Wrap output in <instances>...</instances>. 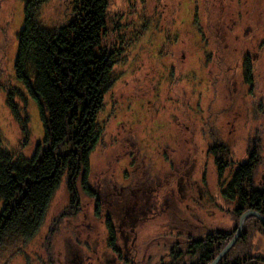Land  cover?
<instances>
[{
	"label": "rangeland",
	"instance_id": "374dc122",
	"mask_svg": "<svg viewBox=\"0 0 264 264\" xmlns=\"http://www.w3.org/2000/svg\"><path fill=\"white\" fill-rule=\"evenodd\" d=\"M25 2L0 0V140L6 151L30 159L44 140V129L36 102L14 73L17 36L25 23ZM75 5L76 0H50L40 11L41 26L48 30L61 26L64 6L73 12ZM207 6L208 13L204 0H109L101 47L116 51L127 49L131 43L125 55L124 74L115 77L97 117L104 135L92 153L89 185L93 190L98 187L104 199L99 202L100 218L93 213L95 202L80 192L77 215L64 218L50 233L69 205L65 177L39 234L23 253L10 252L0 264H194L198 256L189 251L192 243L205 238L214 240L218 233L231 238L236 235L241 219L233 212L237 202L224 194L233 173L251 155L254 142L260 144L261 150L254 185L264 190V47L257 61L252 93L243 81L245 55L264 44V0H232L222 27L215 20L216 0H208ZM215 36L216 43L212 41ZM184 45L187 52H183ZM163 52H173L174 62L162 57ZM182 53L184 65L180 64ZM207 54H211L208 68ZM174 66L176 76L191 95L188 112L195 121L188 120L191 128L198 126L212 98L229 112L224 130L227 134L231 131L228 156L233 165L220 178L207 146L204 148L199 136L190 131L185 133L187 144L180 140L172 152H158L162 138L173 135L174 130L172 113L176 111L169 99ZM15 88L23 94L22 98L14 90L15 102L22 116L25 113L29 117L28 142L24 146L20 123L6 104L7 94ZM173 93L180 103H185L181 88ZM158 99L162 108L151 118L149 104ZM182 109L179 115L186 114ZM137 138L142 150L136 145ZM163 153L169 163L164 161ZM138 187L153 194L148 207H154L155 212L135 227L133 236L125 240L124 250L118 210L131 204V192ZM162 201L170 206L166 205V214L156 215ZM170 209L175 212L168 213ZM250 213L241 232L246 234L247 242L238 243L239 237L224 252L231 255L229 263L249 258V264L262 263L264 222L261 226L257 215ZM107 217L116 230L115 248L121 261L108 243L104 226Z\"/></svg>",
	"mask_w": 264,
	"mask_h": 264
},
{
	"label": "trees",
	"instance_id": "16d2710c",
	"mask_svg": "<svg viewBox=\"0 0 264 264\" xmlns=\"http://www.w3.org/2000/svg\"><path fill=\"white\" fill-rule=\"evenodd\" d=\"M49 1L26 0L24 28L17 36L15 77L26 94L37 104L44 129V140L30 159L6 151L0 140V261L10 252L11 255L23 253L25 246L39 234L52 199L65 177H67L69 205L60 213L55 221L56 226H52L50 233L56 230L64 218L77 215L81 208L80 192L95 202L93 213L97 218H100L99 202L104 200L99 188L93 190L89 185L92 153L104 135V127L98 123L97 117L103 108L104 95L110 90L115 77L117 74H124L125 55L128 54L131 42L127 45V49L122 50L119 48L116 51L104 50L101 47L102 39L106 35L109 0H76L77 12L75 6L73 12H69L64 6L65 11L62 12L64 23L48 30L41 26L39 17L41 9ZM204 1L208 13V0ZM231 2L232 0H216L218 10L215 20L221 27L231 10ZM216 39L215 36L212 41L216 43ZM203 40L207 41L205 36ZM183 47V52H187L186 45ZM263 47V43L259 44L256 50L245 55L243 61V81L248 85L250 93L254 90L257 61L263 52ZM163 53L162 57L174 62L173 52ZM205 58L208 68L211 54H207ZM184 63L185 54L182 53L180 64L184 65ZM170 82L172 86L169 99L176 111L172 113L174 130L173 135L162 138L159 154L172 152L173 145L175 143L179 145L180 140L187 144L185 133L190 131L191 134L199 136L204 148L207 146L206 150L216 165L218 178L222 177L225 169L230 167V164L233 165L228 156L231 131L227 134L224 130L227 128L229 112L220 108L217 100L212 98L208 101L204 117L200 122L198 121V126L191 128L187 124L188 120L195 122L191 120L188 112L191 95L176 76L175 66L170 72ZM178 87L186 96L184 104L180 103L173 93ZM14 90L23 98L20 89L15 88L7 94L6 104L20 123L25 135L24 146L28 142L29 117L25 113L22 116L21 108L15 102ZM155 103L159 105L155 107ZM149 108L150 117L155 118L162 108V102L159 99L154 103L150 102ZM181 109L187 115H179ZM228 110L231 111L232 108ZM138 138L135 141L140 147ZM259 150L260 144L254 142L253 149L250 150L251 155L246 162L238 166L227 184V192L224 195L227 199L237 202V208L233 212L238 219L245 211L250 210L264 216V190L256 189L254 185V175L260 164L261 150ZM144 154L147 155L145 152ZM163 157L165 162H170L167 154L163 153ZM150 163L152 162L149 161ZM137 189L144 193L141 196L137 193L130 205H125L119 210L117 208L118 214L121 213L119 232L125 240L133 236L138 224L155 212L154 207H148V204L152 203L153 194L143 187ZM136 190L134 192H137ZM155 196L158 198L157 195ZM161 204L162 208L159 212L157 209L156 215L166 214L164 212L166 205L170 206L169 203L165 204V201ZM142 205L146 211L143 216L138 215V219H141L136 222L137 215H135L130 222L125 223L124 211L128 208L139 210ZM170 212L175 211L170 209L168 213ZM260 225L263 226L261 222ZM104 226L109 237V246L113 252H117L116 230L108 217L104 220ZM215 237L214 240L206 241L205 238L191 244L189 251L192 250L194 256H198L194 264L212 263L232 239L225 233H218ZM125 240L123 241L126 246ZM247 240L243 232L238 243L245 244ZM125 253L124 251L123 256ZM228 253L218 264H249L248 260L251 259L229 263L231 255ZM118 260H122L120 255ZM260 261L264 264V258H260Z\"/></svg>",
	"mask_w": 264,
	"mask_h": 264
},
{
	"label": "water",
	"instance_id": "95a60500",
	"mask_svg": "<svg viewBox=\"0 0 264 264\" xmlns=\"http://www.w3.org/2000/svg\"><path fill=\"white\" fill-rule=\"evenodd\" d=\"M250 212L254 213L255 215H257V217H259L262 221L264 219V216H262L261 214H259L258 212H255L253 210H250V211H247L240 219V222H239V227L237 229V232H236V235L232 238V240L225 246V248L221 251V253L218 255V257L211 263V264H215V262L217 260H221L225 255L226 253L224 254V252L231 246V244L236 240L238 239L240 236H241V232H242V229H243V225H244V219L249 215L251 214ZM249 213V214H248ZM264 222V221H263ZM230 249V248H229ZM228 253V251H227ZM217 264V263H216Z\"/></svg>",
	"mask_w": 264,
	"mask_h": 264
},
{
	"label": "bare ground",
	"instance_id": "6f19581e",
	"mask_svg": "<svg viewBox=\"0 0 264 264\" xmlns=\"http://www.w3.org/2000/svg\"><path fill=\"white\" fill-rule=\"evenodd\" d=\"M132 196H133V198H136V194L135 193H132ZM145 211H146V209H145L144 205L140 206V209L139 210H136L135 208H128V209H126V211H124L125 223H126V221L127 222H130V219L133 216H135V215H137L136 216V222H137L139 219H141V218L138 219V215L139 214L142 215ZM255 217H257V216H255ZM257 218L260 220L261 224L263 225V221L259 217H257ZM123 240H125V239L123 238Z\"/></svg>",
	"mask_w": 264,
	"mask_h": 264
},
{
	"label": "flooded vegetation",
	"instance_id": "af4514ba",
	"mask_svg": "<svg viewBox=\"0 0 264 264\" xmlns=\"http://www.w3.org/2000/svg\"><path fill=\"white\" fill-rule=\"evenodd\" d=\"M140 189H141V188H140ZM136 191H137V192L132 191L131 194H132V193H135V194L137 195V193H140L139 196H141V194L144 193L142 190H139V189H137ZM137 200H138V199H137ZM124 248H126V250H127V247H126V246H124ZM115 254L118 255L116 252H115Z\"/></svg>",
	"mask_w": 264,
	"mask_h": 264
}]
</instances>
